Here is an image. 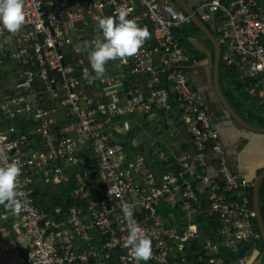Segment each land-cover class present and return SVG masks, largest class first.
<instances>
[{
	"label": "built area",
	"instance_id": "2783aa9c",
	"mask_svg": "<svg viewBox=\"0 0 264 264\" xmlns=\"http://www.w3.org/2000/svg\"><path fill=\"white\" fill-rule=\"evenodd\" d=\"M198 1L193 15L217 18L219 59L264 120V1ZM121 9L150 38L96 78L88 55L101 33L93 17ZM23 11L19 31L0 29V166L22 165L17 195L28 207L19 216L3 207L1 218L26 241L25 264H136L125 247L122 205L152 241L146 264H190L193 250L204 264H226L244 248L230 264H253L261 237L248 195L253 184L230 167L206 99L186 75L198 60L175 37L191 16L168 0H24ZM172 103L192 141L194 170L158 150L151 158L158 171L138 178L146 161L129 159L120 136L133 129L132 117L168 116ZM208 149L220 183L208 180ZM202 182L209 185L199 194ZM53 186L67 189L76 206L53 205L46 196ZM206 218L213 239L204 238L199 219Z\"/></svg>",
	"mask_w": 264,
	"mask_h": 264
},
{
	"label": "crops",
	"instance_id": "0c3cea01",
	"mask_svg": "<svg viewBox=\"0 0 264 264\" xmlns=\"http://www.w3.org/2000/svg\"><path fill=\"white\" fill-rule=\"evenodd\" d=\"M185 2L194 11L199 7L198 0H185ZM196 17L199 23L207 29L208 34L216 37L217 18L210 16L207 12H197ZM180 29L182 31L178 32V42L185 40V45L181 46L190 57L198 60V64L186 73L189 85L192 89L204 95L206 99V112L213 118L214 129L219 134L220 140L226 150L230 167L248 183H253L264 169V159L256 161L247 158L242 159L241 155L237 157V153L241 154L247 152L249 149L257 148L261 137L258 136L259 134L254 135L246 131L225 112L213 86L214 50L209 47L210 42L208 39L204 38V34L195 25L183 26ZM221 64L219 60V65ZM219 86L230 107L232 108L234 105L232 109L236 115L246 124L254 128H261L257 125L259 123V111L256 103L250 98H241L235 91H233V95L228 92L229 90L226 87V80L224 78L219 80ZM224 92L230 95L229 99L233 103L224 95ZM236 107L238 108L236 109ZM169 115L168 117L162 111H158L153 112L152 116L148 119L132 117L133 129L128 132L130 140H126L128 137L120 136V141L121 143L123 142L122 145L129 159L143 157L146 161L145 169L136 172L138 178H142L146 171H158V166L151 159L152 155L158 150L168 151L174 155V158L189 162L191 169L194 170V162L192 160L194 149L187 127L178 121V108L176 110L172 108ZM207 155L208 180L220 183L216 171V163L210 149L207 150ZM208 185L209 182L208 184L204 182L197 184L196 189L199 194L204 193ZM56 188H50L46 196L52 199V197L58 195V187ZM2 213L3 206H0V229L4 233L0 234V264H25L23 256L26 241L16 236L13 221L3 220L1 218Z\"/></svg>",
	"mask_w": 264,
	"mask_h": 264
},
{
	"label": "clouds",
	"instance_id": "9594fccd",
	"mask_svg": "<svg viewBox=\"0 0 264 264\" xmlns=\"http://www.w3.org/2000/svg\"><path fill=\"white\" fill-rule=\"evenodd\" d=\"M24 0H0V29L15 33L21 29L25 21L23 11ZM128 10L121 9L116 16H94L96 28L101 36L94 41V48L88 55L91 70L96 78L103 77L105 65L109 61L125 59L138 53L150 38L146 27H139L135 19H129ZM87 72V70H86ZM7 159L6 156L2 157ZM22 165L12 161L0 166V206L14 216H19L28 207L27 202L18 199L17 178L21 175ZM123 220L128 225L125 247L140 264L152 256V241L141 235L142 229L133 217L132 210L122 205ZM0 234H4L0 229Z\"/></svg>",
	"mask_w": 264,
	"mask_h": 264
},
{
	"label": "trees",
	"instance_id": "16d2710c",
	"mask_svg": "<svg viewBox=\"0 0 264 264\" xmlns=\"http://www.w3.org/2000/svg\"><path fill=\"white\" fill-rule=\"evenodd\" d=\"M189 26H193V25L190 24ZM181 31H182V29H177L175 31L176 39L178 38L177 37L178 32H181ZM179 43H180V45L183 46V45H185L186 41L181 40ZM223 78L226 80V87L229 90L228 92H230L233 95V91H235L236 93H238L240 95L241 98H244V99L249 98L245 93H243L242 87L236 81V73L234 72V70L228 69L223 64H221V65H219V80H221ZM224 95L229 99L230 95H228L225 92H224ZM230 102H232V101L230 100ZM233 107H234V105L232 106V108ZM172 108H173V110H176V108H177L176 103H172ZM237 108L238 107H236V109ZM258 115H259V113H258ZM257 125L260 126L261 128H264V120L259 118V123H257ZM170 163H174V162L171 160ZM251 184H254V182ZM252 192H253V188L251 187L248 190V195H249V200H250L251 205H252ZM197 193H199V192L197 191ZM51 203L53 205H58V206L62 207L63 210H65V211L67 209H69L70 207L76 206V203L69 199V191L67 189H63L61 187H58V195H55L54 197H52ZM259 209H260V214H261V218H262V222H263V226H264V179L262 180L260 188H259ZM199 222L201 224V228H202V232L204 234V238L213 239L214 238V235L212 232L213 222L207 218L206 219H199ZM254 223H255L256 230L259 233L256 220L254 221ZM201 242H202V240L200 239L199 243H201ZM258 247L260 249V254H259V256H260L263 254V243H262L261 237H260V240L258 242ZM246 249L247 248H244V250H241V252L237 256H232V259L229 260L226 264H230V262L232 263L236 257L242 256ZM191 254H192V256L189 259L190 264H204L203 255H199L197 250H193L191 252Z\"/></svg>",
	"mask_w": 264,
	"mask_h": 264
},
{
	"label": "water",
	"instance_id": "95a60500",
	"mask_svg": "<svg viewBox=\"0 0 264 264\" xmlns=\"http://www.w3.org/2000/svg\"><path fill=\"white\" fill-rule=\"evenodd\" d=\"M174 5H176L182 12L186 15L191 16L192 24L195 25L200 32L204 34V38L208 39L209 47L214 50V64H213V71H212V79H213V86L215 89V93L220 100L222 106L224 107L225 112H227L230 117H232L241 127H243L246 131L251 132L253 134H264V128H254L249 124H246L240 117L236 115L234 110L230 107L228 102L225 100L220 86H219V58L221 54V48L218 45L214 36L208 34V31L204 26L199 23L197 17L193 15V10L189 7V5L185 2V0H170ZM164 0H158L160 6L163 5ZM264 179V170L257 176L254 184H253V192H252V207L255 214L257 226L259 233L261 235L262 243H263V255L259 256L253 264H259L264 257V226L260 214L259 209V188L261 185L262 180Z\"/></svg>",
	"mask_w": 264,
	"mask_h": 264
},
{
	"label": "rangeland",
	"instance_id": "374dc122",
	"mask_svg": "<svg viewBox=\"0 0 264 264\" xmlns=\"http://www.w3.org/2000/svg\"><path fill=\"white\" fill-rule=\"evenodd\" d=\"M264 1V0H263ZM129 133H127L124 137H128ZM254 135H258V134H254ZM264 134H259L258 136H260V140H259V144L257 148H252L249 149L247 152L244 153H237V157H240L244 159L247 158L249 160H253L256 161L258 159H264V136H262ZM134 138V137H133ZM256 139V138H255ZM126 140H130V138L128 137ZM256 144V142H255ZM264 170V169H263ZM57 186H53V188H56ZM57 189V188H56Z\"/></svg>",
	"mask_w": 264,
	"mask_h": 264
},
{
	"label": "flooded vegetation",
	"instance_id": "af4514ba",
	"mask_svg": "<svg viewBox=\"0 0 264 264\" xmlns=\"http://www.w3.org/2000/svg\"><path fill=\"white\" fill-rule=\"evenodd\" d=\"M214 39H216V37L214 36Z\"/></svg>",
	"mask_w": 264,
	"mask_h": 264
}]
</instances>
